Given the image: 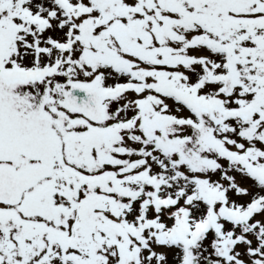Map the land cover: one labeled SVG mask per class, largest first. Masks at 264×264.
Instances as JSON below:
<instances>
[{"label":"snow or ice","instance_id":"obj_1","mask_svg":"<svg viewBox=\"0 0 264 264\" xmlns=\"http://www.w3.org/2000/svg\"><path fill=\"white\" fill-rule=\"evenodd\" d=\"M0 264H264V0H0Z\"/></svg>","mask_w":264,"mask_h":264}]
</instances>
